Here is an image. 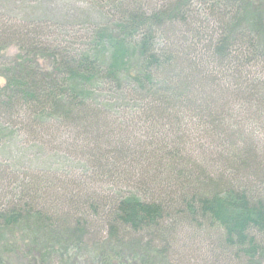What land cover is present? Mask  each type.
Masks as SVG:
<instances>
[{
    "label": "trees",
    "instance_id": "obj_1",
    "mask_svg": "<svg viewBox=\"0 0 264 264\" xmlns=\"http://www.w3.org/2000/svg\"><path fill=\"white\" fill-rule=\"evenodd\" d=\"M90 1L104 21L75 55L66 17L0 18V50H25L0 58V140L63 128L87 167L8 176L0 239L21 228L42 264H264V0Z\"/></svg>",
    "mask_w": 264,
    "mask_h": 264
},
{
    "label": "rangeland",
    "instance_id": "obj_2",
    "mask_svg": "<svg viewBox=\"0 0 264 264\" xmlns=\"http://www.w3.org/2000/svg\"><path fill=\"white\" fill-rule=\"evenodd\" d=\"M104 12L103 9L93 4L90 0H0V18L9 24H21L25 19L31 18L32 15V17H43V15H47L49 19L56 18L57 16H61L63 19L66 17L69 26L65 29L64 36L60 37V33L56 31L53 37L58 38L61 43L59 45L63 46V48L69 47V54L72 55L86 48L85 46L90 40L89 37L94 32V24L98 23L99 20L104 21ZM56 29L59 30V28ZM58 48L59 46L55 45L53 51L60 49ZM24 54L25 50L22 49L19 43L15 42L6 44L0 50V58L4 57L10 60L18 56L24 57ZM34 59L37 60L38 67L43 71L54 73L57 68L55 60H58L59 57L54 59L50 55L45 56L36 53ZM4 84L5 78L0 75L1 89ZM187 128L191 130L192 127ZM16 132L17 134L15 133L14 137L8 140H0V170H3V174L7 175L5 177V179L7 178L6 181H0V190L1 185H5L11 180L12 182L7 189L13 190L17 177H25L28 173L35 175L36 173H38L37 175L45 174V176H51L57 179L58 177L68 179L73 176L85 175L87 169L85 160L78 155L69 153V148L66 146V143L71 141L72 136L69 130L63 128L51 130L49 134H44L41 139L33 138L21 129ZM50 133L55 134V137H50ZM259 136H261L262 143H264V131H261ZM190 149L192 150L191 147ZM200 155H202L201 150H198L197 145H195L194 151L190 153L192 160L199 162ZM49 165H52L54 169H59H55L56 172L52 171L48 173V171H45L48 169L44 167ZM8 176L10 177V181L8 180ZM115 185L107 183L102 185L101 183L95 187L99 192L112 193L117 191V187H114ZM20 229L18 227L17 229L5 232L3 239H0V264H42L40 258L37 257L35 247L30 246V251L27 248V246L29 247L27 238L25 239V235ZM13 244L17 246L11 251L9 246ZM198 248L197 245L194 250ZM201 251L202 256L205 257L207 251L205 249ZM28 252L31 253L29 254ZM185 252L193 254L192 251ZM185 252L182 253L183 257ZM196 252L198 250H195ZM185 259L193 263L199 262V259L195 256L192 258L190 254Z\"/></svg>",
    "mask_w": 264,
    "mask_h": 264
}]
</instances>
